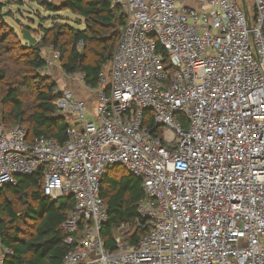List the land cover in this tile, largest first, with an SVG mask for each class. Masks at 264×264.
Returning <instances> with one entry per match:
<instances>
[{
    "label": "built area",
    "instance_id": "built-area-1",
    "mask_svg": "<svg viewBox=\"0 0 264 264\" xmlns=\"http://www.w3.org/2000/svg\"><path fill=\"white\" fill-rule=\"evenodd\" d=\"M112 2L126 24L98 85L85 84L93 117L58 89L63 144L0 123V188L40 172L46 196H73L61 264H264V0ZM113 165L145 197L111 249L101 182Z\"/></svg>",
    "mask_w": 264,
    "mask_h": 264
},
{
    "label": "trees",
    "instance_id": "trees-1",
    "mask_svg": "<svg viewBox=\"0 0 264 264\" xmlns=\"http://www.w3.org/2000/svg\"><path fill=\"white\" fill-rule=\"evenodd\" d=\"M39 1L54 14V20L52 26L42 27L33 45L6 22L11 12H4L7 4L0 1V123L26 125L29 140L46 136L63 144L71 123L56 105L57 82L42 72L47 65L42 51L47 47L59 51L63 71L82 74L85 84L95 87L110 66L126 16L112 0ZM66 10L80 15L74 22L84 27L61 14ZM24 28L33 31L29 25ZM41 177L40 172L21 176L16 185L0 188V241L6 248L3 264H61L70 248L63 224L74 198L46 196ZM101 185L108 211L102 235L106 246L114 249L119 227L139 219L138 207L145 193L141 180L123 165L109 167ZM142 232L138 230L132 241Z\"/></svg>",
    "mask_w": 264,
    "mask_h": 264
},
{
    "label": "rangeland",
    "instance_id": "rangeland-1",
    "mask_svg": "<svg viewBox=\"0 0 264 264\" xmlns=\"http://www.w3.org/2000/svg\"><path fill=\"white\" fill-rule=\"evenodd\" d=\"M6 2V6L4 7V12H11L10 15L6 16V22L13 26L15 30L22 36V28L23 25H29L32 27L33 35L38 39L42 35V27H50L53 25L52 12L46 11L45 8L40 4L39 0H0ZM55 3H60L63 0H49ZM238 3H241V0H237ZM250 4H252V0H248ZM62 15L69 17V21L74 23L75 25L83 28L84 24H76L74 21L80 17V15L74 14L70 10L62 11ZM54 50V49H53ZM105 70H108L109 66L105 67ZM46 74L45 69L42 71ZM78 81H74L75 83ZM75 85H77L75 83ZM82 87L77 97L83 99L88 106V117L92 118L94 111H95V104H96V94L95 92L81 83ZM72 90H75V86L72 87ZM18 125V124H17ZM12 124L10 126H6L3 124L5 129H10L12 127L17 126Z\"/></svg>",
    "mask_w": 264,
    "mask_h": 264
},
{
    "label": "crops",
    "instance_id": "crops-1",
    "mask_svg": "<svg viewBox=\"0 0 264 264\" xmlns=\"http://www.w3.org/2000/svg\"><path fill=\"white\" fill-rule=\"evenodd\" d=\"M55 50L51 47H47L43 49L42 54L43 57L47 61V65L45 66V72L46 74H49L53 77V79L58 84V89L64 90V89H73L72 87H76L75 90H73L75 93H79L81 90V83H84V81L81 79L80 75L74 74L73 76L71 74H68L63 71L61 68L60 61L55 57L54 55ZM74 81L75 83H73ZM85 85V83H84ZM77 95V94H76ZM6 252V248L1 244L0 241V257L3 256ZM0 264H3L0 261Z\"/></svg>",
    "mask_w": 264,
    "mask_h": 264
},
{
    "label": "water",
    "instance_id": "water-1",
    "mask_svg": "<svg viewBox=\"0 0 264 264\" xmlns=\"http://www.w3.org/2000/svg\"><path fill=\"white\" fill-rule=\"evenodd\" d=\"M243 3H245V0H242ZM245 5V4H244ZM22 37L24 40L28 41L29 44L33 45V44H36L38 39L32 34V32L27 29V28H24L22 30ZM19 176H28V175H24V174H18ZM69 196H72V195H69Z\"/></svg>",
    "mask_w": 264,
    "mask_h": 264
}]
</instances>
